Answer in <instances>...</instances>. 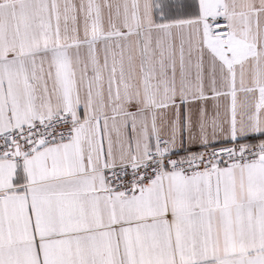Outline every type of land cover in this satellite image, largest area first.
Returning <instances> with one entry per match:
<instances>
[{
	"label": "snow or ice",
	"instance_id": "snow-or-ice-1",
	"mask_svg": "<svg viewBox=\"0 0 264 264\" xmlns=\"http://www.w3.org/2000/svg\"><path fill=\"white\" fill-rule=\"evenodd\" d=\"M0 264H264V0H0Z\"/></svg>",
	"mask_w": 264,
	"mask_h": 264
}]
</instances>
